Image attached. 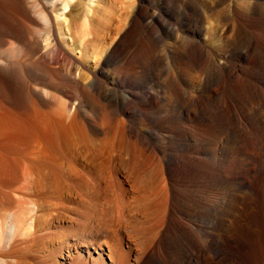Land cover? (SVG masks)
Listing matches in <instances>:
<instances>
[{
  "label": "bare ground",
  "instance_id": "obj_1",
  "mask_svg": "<svg viewBox=\"0 0 264 264\" xmlns=\"http://www.w3.org/2000/svg\"><path fill=\"white\" fill-rule=\"evenodd\" d=\"M9 1L0 0V7L5 10ZM70 1L62 0L63 8ZM178 2L182 17L186 18L185 29L180 23L163 19L161 12L166 11L156 7L148 21L153 33L158 27L175 38L186 39L189 47L206 48L208 45L201 41L203 35L200 39V20L207 17L206 10L212 6L216 16L226 14L233 22L228 38H240L237 45L215 44L212 52L220 64L211 61V66L217 63L220 70H225L222 62L226 63L231 73L236 68L249 70L250 64L260 60L264 0ZM8 8L0 11L3 13L0 28L1 32H9L12 43L17 45L25 40L21 34L22 12L17 7ZM142 9L135 7L128 21L130 15L126 13L116 33L122 32L126 24L127 27L115 47L126 43L131 32L128 26L145 17ZM42 10L45 56L49 59L50 54L53 61L63 52L69 55L57 38L63 22L54 21L51 25ZM222 36L220 32L218 38ZM33 39L34 46H30L36 53L35 48H42L41 42ZM3 56L0 57V264H264L263 181L257 198L254 201L250 198L264 175V137H261L264 134L253 138L258 153L245 154L241 160L230 158L233 146L229 140L220 139L215 129L217 124L225 127L228 120L223 114L221 117L211 111L212 115L207 110L206 116L215 125H210V134L208 130L207 136L203 134L206 126H202V132L199 121L205 112L202 113L199 97L189 92L185 96L179 77H166L160 90H154L149 81H139L127 93L115 90L110 95L98 94L106 106H98L93 99L95 95L84 92L72 109L70 105H62L47 112L37 102L47 103L48 89H34L27 80L43 79L50 85L53 69L46 61L20 59L22 62ZM241 63L247 66L242 64L241 68ZM78 68L76 64L75 71ZM215 68L216 65L212 69ZM86 79L87 76H73L79 84L95 85L92 81L82 83ZM219 81L218 77L211 78L205 84L213 86ZM204 89L207 91V87ZM258 91L253 93L256 95H245V103L249 105L256 96L263 104L264 92L259 88ZM90 103L97 106L98 118L87 114L85 106ZM119 107L129 108L132 115L128 121L119 118L123 124L118 130L123 125V137L130 134L139 143L138 149L121 163L110 154L118 148L117 141L121 142L122 137L116 127L110 130ZM120 110L125 115L126 109ZM110 117H114L111 127L107 123ZM246 118V123L252 122V117ZM135 120L137 124L133 122L135 129H132L129 123ZM90 135L97 142H90ZM63 160L67 172L62 170ZM52 188L58 191L57 201L45 199L43 204L40 198L54 195ZM250 206L253 208L246 213ZM239 215L242 220L237 223ZM217 258L219 261L215 262Z\"/></svg>",
  "mask_w": 264,
  "mask_h": 264
},
{
  "label": "rangeland",
  "instance_id": "obj_2",
  "mask_svg": "<svg viewBox=\"0 0 264 264\" xmlns=\"http://www.w3.org/2000/svg\"><path fill=\"white\" fill-rule=\"evenodd\" d=\"M10 1H9L10 3L8 2L7 4L9 5L8 6L9 8L17 7L18 11H20L19 13L22 12L21 14H19L20 19L22 21L21 22L22 26L24 25L22 29L23 32L21 31V34L23 33L25 40L22 41L24 42L23 44L22 42L20 43L17 42V45L16 44L14 45L12 43V38H10L11 37L9 35L10 33L5 32L4 30L1 32L2 28H0V57L6 55L5 57L11 58L12 60L18 61L22 59L25 62H30V61L33 62L35 60H39L40 62L46 61L45 63L48 64L53 69L54 72L53 73L54 79L53 82L50 83V85H48V82L43 79L34 80L32 79V77H28V80L26 79L29 85L31 87H34V89H37V87L38 88L44 87L48 89L47 103L40 104V102H37V100L34 99V101H36L39 104L38 106V104L36 103L38 107L43 108V110L47 112H53L55 109L62 107V105H65L66 107L70 105L72 106L70 107L72 109L74 105L78 104V98L80 99L84 94V92L85 93L89 92L90 94L95 95L93 96V99L95 100V103L98 106L99 105L102 106L103 104L104 106H106L105 104L107 103H105L103 99L97 96L98 94L100 96L110 95L115 90H117L120 93H127L129 91V88L131 86H134L135 83L139 81L141 82L149 81L151 83L149 85L152 86L153 89L155 88L154 90L158 88L160 90L161 87L163 88V86L161 85L164 84V80L166 77H172V78L179 77L180 80H182L181 87H183V91L184 93H186L185 96L187 95L188 92L198 95L200 101L199 103L201 105L200 108L201 110H204L202 111V113L205 112L204 113L205 116L206 115L208 116L207 113L213 111L215 115L216 112H218L217 115H220L221 117L224 115L223 118L224 119L226 118V121L228 120L227 122H229V124H227L228 126L227 125L225 126L226 128L225 127L222 128L220 125L217 124V126H215V129L216 131L218 130L217 133H220V134L216 133V135H218L220 139H223V141L229 140L231 146H233L232 148L233 152L231 154L232 156L230 155V158L232 159L234 158V160L236 159L241 160L244 159L247 154L253 155L259 152L258 148H256L257 146L253 144V140H254L253 138L255 135H257L256 137H260L261 135L264 134V131H262L264 130L263 129L264 102L263 104H261L262 101L259 100V98H256L255 96V98L253 99L254 101L252 100L249 103L250 106L252 104L251 106L253 109L252 110L251 107L248 105V103H245L243 99H245V95L248 94L256 95L253 93H257L258 88L260 91L264 92V63H261L262 61L264 62V53H263L264 26L260 28V32L263 36V40L258 46V50L261 52L259 53L260 60L254 63V65L250 64L251 69L249 70L248 69L243 70L242 66L243 65L245 66L246 63H241L242 69L236 68L235 70L237 72L235 70H231L230 73L229 65L227 67V64L223 63L222 61H221L222 64L226 65L225 67L228 70L219 69L218 64L220 63H218L217 61L218 59L215 60L217 56H214L215 54L212 52V48L218 42L220 46H226L227 45L226 42H228V44L237 45L239 43L238 41L240 36H237L236 38L233 39L228 38V35L230 36V34L228 33H232L231 27L233 28L234 26L233 22H230L229 20L230 17H228V15L226 14L222 15L221 17L216 16L214 13V8L212 6L210 10H206L207 17L200 20L201 23L200 28L202 29L200 32L201 33L200 39H202L201 37L203 35L204 38L201 41L204 42L206 45H208V47L194 49L188 46L187 44L188 41L186 39L182 37L175 38L164 29H159L158 27L153 33L151 31L150 26H148V21L150 19L151 13L153 12L154 9H156V7H160L164 11H166V12H161L163 19L172 23H176V22L180 23V25H182L185 29L186 18L184 16H183L184 18L182 17L181 9L178 7L179 0H71L69 4L67 3L66 8H63L62 0H19V1L10 0ZM130 5H133L134 8L137 6H141L143 8L142 14L145 17L142 18L139 22H137L133 26H128V29L131 32L128 36V39L126 40V43L124 45L115 47L119 39V36L122 34L123 30L127 27V24L122 30V32H120L121 34L116 33V31L123 22L126 13L128 12L130 15L127 18V21L132 15L134 8L131 7ZM6 6L4 7L5 10L8 8V7L6 8ZM42 9H44V12L47 13L46 14L47 19L49 23H51V25L52 23H55L57 21L63 22L62 33L58 32L57 38L62 44L64 51H67L69 55L72 57H70L68 54H66L63 51H62L63 53L59 55L60 57L59 56L55 57L53 61H51L50 59L51 58L50 54H49L50 57L49 59H48V55L45 56L44 51L47 50V47L44 48L45 42L41 37L43 34L42 28H44V23L41 20L42 15H40V13L43 11ZM5 10L1 8L0 11L2 12ZM1 12H0V19H2L1 17L3 14V13L1 14ZM40 29H42L41 30L42 33L40 32ZM185 31L186 30H184V32L182 33V36H185ZM220 32L223 33L224 36L218 38ZM33 38L39 39V41L41 42L40 48L41 47L42 48L41 50L35 48L36 53L32 49L34 46L31 44V42L34 43ZM30 45L32 46V48ZM216 48L217 47H215L214 49L217 50ZM37 50L39 53L37 52ZM8 54H10L11 56L9 57ZM176 57H178L179 59H177ZM175 58L178 60L179 63ZM76 59L80 61L82 64L80 65L79 63H77ZM211 61L212 62L214 61L213 64L215 63V61L218 63L215 64L217 69L216 68L212 69L215 67V65H212L213 66L212 67ZM76 64H78L79 67L78 71H75ZM254 66L255 67L257 66V68H255ZM252 67L255 68L256 70L253 69ZM250 70H252L253 72ZM219 71H221V73ZM225 71H228L227 74ZM73 74L77 78H79V76L80 77L87 76V79L85 81H82V83L84 82V84L85 83L87 84L89 81H92L95 83V85L84 86L83 84H79L73 80V76H74ZM174 74H177L178 76L177 75L175 76ZM250 74L252 76H250ZM216 75L219 78V80L221 79V81H219L217 84H214L213 86L212 84L210 85L205 84L208 79L211 78L217 79ZM204 86L207 87V91L206 89H204ZM209 86L211 90H209L210 89ZM212 89L213 90L216 89L214 90L215 92ZM201 90L202 91L205 90L206 92L204 93ZM254 90L256 92H254ZM244 91L246 92V94ZM200 93L203 96H200ZM206 93L207 94L209 93L208 96ZM241 96L243 101L240 99ZM96 97H98L99 99ZM257 100L259 102H256ZM132 105L133 104L129 106ZM158 105L161 106L162 104L160 103ZM246 105H248V107H246ZM95 106L96 105L92 103L85 106V109L88 112L87 114L91 118L94 117V115L96 116L95 118L99 117V115L95 111L97 110V106L96 107ZM119 108L122 110L126 109L125 115L121 113L120 109H118V111L116 112L117 115H115V119L114 117L108 118L107 123L108 122L110 123L109 125L110 127L111 125H113L112 119H114L113 129L110 130H114L115 127L118 130V128L121 127V124H123V122L119 118L127 120L132 115V112L130 113L129 108H121V107ZM239 109L242 111H240ZM207 110H209V112ZM248 110L250 113L247 112ZM229 111L230 113H228ZM234 111L237 112L236 114L238 116L240 114L242 115V116L240 115L241 119L237 118L238 116L234 113ZM213 112H211L212 115ZM224 112L228 113L229 115L228 114L226 115ZM204 114L202 115V117L205 120L202 117H200L199 123L200 124L202 123L201 127L204 125L206 126L204 127L205 129L202 127V132L205 130L203 134L206 133L207 136L208 134H210V131L208 130L210 129V125L212 124L214 126L215 122L213 123L211 119L209 121V118L207 116L205 118ZM231 114H233L234 117ZM229 116L232 120L229 118ZM235 116L237 117L235 118ZM245 116L250 118L252 117L251 118L252 122L246 123L247 118ZM117 118L119 119V121H117ZM109 120L112 121V124ZM125 120L124 123L128 121ZM234 120L236 122L237 121L239 122L235 123ZM232 121L234 122L232 123ZM116 122L118 125H116ZM133 122L137 124V120L129 123L132 129L134 128ZM182 122H183L182 124H184L186 122L185 119H183ZM122 130H124L123 125L121 130H118V135H120V133L122 134L120 136H122L121 139L123 140H121L120 137H118L120 139L119 141H121L122 143L117 141V144L119 143V145H121V148L118 145V148L116 146L115 151L113 150L110 153L120 163L121 161H123V159H127L131 154H133L134 150L136 151L138 149L137 146H139V143L135 141L133 138H131L130 134L128 137L126 136L127 138L123 137L124 135ZM92 137H94V135H90L89 138H90V142L92 141L93 143L97 139L94 140V138L96 137L94 138ZM261 137H264V135ZM124 139L126 140L124 141ZM123 141L124 142L127 141V143H123ZM248 141H250V143H248ZM243 142L248 144L244 145ZM234 146L236 148H234ZM69 155H71L70 152L68 153V156ZM239 156L240 158H238ZM62 163H64V167L62 168L63 172H67L68 169L65 160H63ZM261 181L264 182V175L258 181L259 183L255 185L258 186L256 187L258 189L256 190L254 188V190L251 192L252 196L250 198L253 201L258 196L256 192L261 189V184L263 183ZM53 189L55 188L49 190L51 192L54 191L55 196L50 193V195H42V197L40 198L42 200L39 199L40 201H42L43 204H45V199L47 201V199L51 200L53 198L52 200L53 202L57 201L55 197L57 196L56 194L58 191ZM51 195L53 197H50ZM15 204H17V202H15ZM252 208L253 207L250 206L246 210V213L250 212ZM55 209L59 210L58 207ZM40 211L45 212L46 209H41ZM239 216H237L235 219V222L237 223L242 220V216L241 215ZM214 261L218 262L219 258L214 259Z\"/></svg>",
  "mask_w": 264,
  "mask_h": 264
}]
</instances>
